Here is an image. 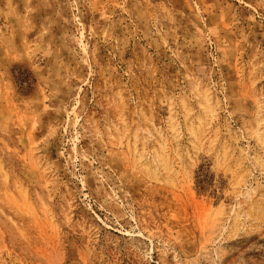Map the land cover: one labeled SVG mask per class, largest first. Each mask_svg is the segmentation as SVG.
<instances>
[{
  "label": "rangeland",
  "instance_id": "rangeland-1",
  "mask_svg": "<svg viewBox=\"0 0 264 264\" xmlns=\"http://www.w3.org/2000/svg\"><path fill=\"white\" fill-rule=\"evenodd\" d=\"M0 264H264V0H0Z\"/></svg>",
  "mask_w": 264,
  "mask_h": 264
}]
</instances>
